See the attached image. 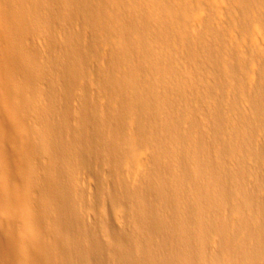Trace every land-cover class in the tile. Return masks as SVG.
<instances>
[{
	"label": "bare ground",
	"instance_id": "bare-ground-1",
	"mask_svg": "<svg viewBox=\"0 0 264 264\" xmlns=\"http://www.w3.org/2000/svg\"><path fill=\"white\" fill-rule=\"evenodd\" d=\"M0 264H264V0H0Z\"/></svg>",
	"mask_w": 264,
	"mask_h": 264
}]
</instances>
